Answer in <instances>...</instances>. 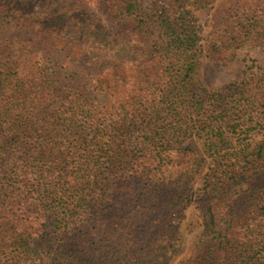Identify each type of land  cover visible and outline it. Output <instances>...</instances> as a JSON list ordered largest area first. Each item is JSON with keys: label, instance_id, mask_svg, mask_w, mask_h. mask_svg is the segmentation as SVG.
Masks as SVG:
<instances>
[{"label": "trees", "instance_id": "trees-1", "mask_svg": "<svg viewBox=\"0 0 264 264\" xmlns=\"http://www.w3.org/2000/svg\"><path fill=\"white\" fill-rule=\"evenodd\" d=\"M208 2L0 0V264H168L207 158L187 264H264V68L198 78L264 47V0L219 4L205 49Z\"/></svg>", "mask_w": 264, "mask_h": 264}, {"label": "rangeland", "instance_id": "rangeland-1", "mask_svg": "<svg viewBox=\"0 0 264 264\" xmlns=\"http://www.w3.org/2000/svg\"><path fill=\"white\" fill-rule=\"evenodd\" d=\"M224 0H209L208 4L202 8L194 10L197 23L200 27L202 37L201 43L204 45L206 36L212 25V14L216 7ZM81 2V1H80ZM84 11L82 19H90L92 22L99 20V13L91 7L90 4L84 2ZM93 39L83 36V43H91ZM206 49V43H205ZM256 66L264 68V47L258 45H247L235 49L232 54L225 58L211 59L206 54L199 57L198 78L205 89L208 91H221L232 83L239 82L243 77V72ZM264 134V129L253 133L251 141L253 143L259 141ZM183 145L202 151V144L196 137L187 138ZM215 167L212 159L207 158L201 172L189 189V204L185 210L184 218L179 228L181 244L179 250L173 254L168 264H187L194 245L200 238L202 233V224L200 211L196 204V197L210 180L211 169ZM247 184H243L240 189H245Z\"/></svg>", "mask_w": 264, "mask_h": 264}]
</instances>
